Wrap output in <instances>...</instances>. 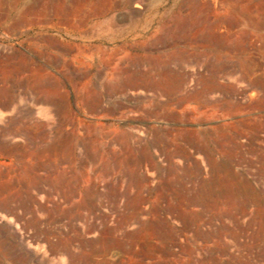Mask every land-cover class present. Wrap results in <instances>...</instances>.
<instances>
[{"label":"rangeland","instance_id":"obj_1","mask_svg":"<svg viewBox=\"0 0 264 264\" xmlns=\"http://www.w3.org/2000/svg\"><path fill=\"white\" fill-rule=\"evenodd\" d=\"M237 16L262 29L264 0H0V50H86L100 84L82 87L93 68L70 62L64 90L100 92L112 116L98 125L75 109L51 134L48 118L0 112V264L59 260L77 239L84 264L102 245L112 264H264V115L233 166L210 164L204 132L206 45ZM263 62L264 50H246V95L264 96ZM27 88L46 86L9 91L38 96ZM173 100L196 111L158 119V101Z\"/></svg>","mask_w":264,"mask_h":264},{"label":"crops","instance_id":"obj_2","mask_svg":"<svg viewBox=\"0 0 264 264\" xmlns=\"http://www.w3.org/2000/svg\"><path fill=\"white\" fill-rule=\"evenodd\" d=\"M263 40L264 27L261 29L260 26H252L237 16L221 34L220 44L206 45L204 132L210 136L212 165H235L238 161L239 144L246 134L255 133V120L261 114L264 115V96L246 95L244 64L246 50H264ZM88 51L91 53V50ZM162 52L164 53V50ZM85 53L86 50H75L72 55L76 58L70 59L69 50H0V87L5 89L3 95L8 96L0 100V112L3 117L24 119L34 115L43 116L53 122V130L49 131L51 134L66 133L64 120L68 119L75 109L92 116L98 125L102 118H111L109 111L102 110L103 97L100 92L93 90L91 95L83 94L71 99L64 90V81H68L70 77V62L76 63L77 67L86 65L93 68L92 71H83L82 87L100 84V72L97 70L100 62L84 58ZM92 53L94 54L93 50ZM259 61L260 71L261 59ZM158 67L164 70L165 64L162 63ZM20 81H24L27 87L35 83L46 86V89L27 88L25 93L38 96L17 98V91L9 89L17 87ZM158 91L165 93L164 89ZM172 92L174 94L176 90L173 89ZM192 107L189 102L178 106L175 100L158 101L157 118L175 119L178 118L175 114L178 111H196V107ZM115 130V127L94 126V133L99 135L107 131L114 133ZM167 131L172 134L181 133L179 127H168ZM194 133H200L199 128L196 127ZM217 151L222 155L218 160L214 154ZM98 158H106L104 150H99ZM158 239L163 240L164 235L161 233ZM74 246L75 250L64 249L59 260L46 261L44 264H84V239L71 241V247ZM112 250L111 246L102 245L98 251L101 260L94 264H112ZM74 253L77 259L75 262L71 260Z\"/></svg>","mask_w":264,"mask_h":264}]
</instances>
